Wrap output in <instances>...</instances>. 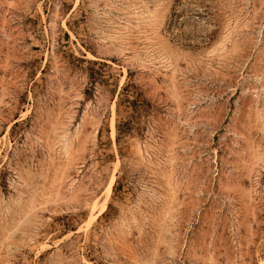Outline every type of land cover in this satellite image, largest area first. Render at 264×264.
Instances as JSON below:
<instances>
[{"label":"rangeland","instance_id":"1","mask_svg":"<svg viewBox=\"0 0 264 264\" xmlns=\"http://www.w3.org/2000/svg\"><path fill=\"white\" fill-rule=\"evenodd\" d=\"M0 264H264V0H0Z\"/></svg>","mask_w":264,"mask_h":264},{"label":"bare ground","instance_id":"2","mask_svg":"<svg viewBox=\"0 0 264 264\" xmlns=\"http://www.w3.org/2000/svg\"><path fill=\"white\" fill-rule=\"evenodd\" d=\"M109 190H110V186H109V188H108V190L106 191V195L108 196V194H109ZM104 208V207H103Z\"/></svg>","mask_w":264,"mask_h":264}]
</instances>
